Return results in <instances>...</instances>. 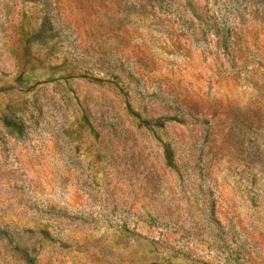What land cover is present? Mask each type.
<instances>
[{"label":"rangeland","instance_id":"374dc122","mask_svg":"<svg viewBox=\"0 0 264 264\" xmlns=\"http://www.w3.org/2000/svg\"><path fill=\"white\" fill-rule=\"evenodd\" d=\"M0 264H264V0H0Z\"/></svg>","mask_w":264,"mask_h":264}]
</instances>
